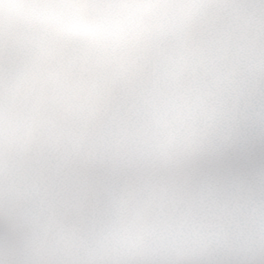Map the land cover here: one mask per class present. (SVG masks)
Instances as JSON below:
<instances>
[{
  "label": "snow or ice",
  "instance_id": "6c2138e0",
  "mask_svg": "<svg viewBox=\"0 0 264 264\" xmlns=\"http://www.w3.org/2000/svg\"><path fill=\"white\" fill-rule=\"evenodd\" d=\"M0 264H264V0H0Z\"/></svg>",
  "mask_w": 264,
  "mask_h": 264
}]
</instances>
